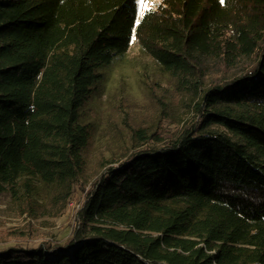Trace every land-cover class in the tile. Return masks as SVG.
I'll use <instances>...</instances> for the list:
<instances>
[{
    "label": "trees",
    "instance_id": "16d2710c",
    "mask_svg": "<svg viewBox=\"0 0 264 264\" xmlns=\"http://www.w3.org/2000/svg\"><path fill=\"white\" fill-rule=\"evenodd\" d=\"M134 39L190 120L134 129L70 242L3 247L0 264H264V0H161L140 20L138 0H0V194L66 209L91 177L80 110Z\"/></svg>",
    "mask_w": 264,
    "mask_h": 264
},
{
    "label": "rangeland",
    "instance_id": "374dc122",
    "mask_svg": "<svg viewBox=\"0 0 264 264\" xmlns=\"http://www.w3.org/2000/svg\"><path fill=\"white\" fill-rule=\"evenodd\" d=\"M161 0H138V17ZM101 77L80 110V121L92 129L88 154L90 181L74 189L66 209L55 216H32L7 194H0V248L44 247L47 251L65 246L80 225L79 211L87 199L95 174L102 165L134 152L133 130L155 129L164 138L181 129L191 113L184 105L171 76L133 40L129 51L100 69ZM165 113L161 114V109ZM178 121H180L178 123ZM183 126V125H182ZM38 196L49 201V189Z\"/></svg>",
    "mask_w": 264,
    "mask_h": 264
},
{
    "label": "snow or ice",
    "instance_id": "6c2138e0",
    "mask_svg": "<svg viewBox=\"0 0 264 264\" xmlns=\"http://www.w3.org/2000/svg\"><path fill=\"white\" fill-rule=\"evenodd\" d=\"M139 21H137V23H138Z\"/></svg>",
    "mask_w": 264,
    "mask_h": 264
}]
</instances>
